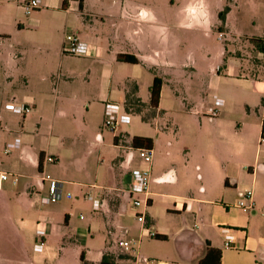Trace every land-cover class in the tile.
<instances>
[{
    "label": "crops",
    "instance_id": "crops-1",
    "mask_svg": "<svg viewBox=\"0 0 264 264\" xmlns=\"http://www.w3.org/2000/svg\"><path fill=\"white\" fill-rule=\"evenodd\" d=\"M26 1L4 0L0 3V19L10 15L14 8L25 14ZM199 1L202 3L197 5L195 0L188 1L182 10L174 4L166 5L167 10H163L157 9V3L147 5L143 0H110L106 17L115 32L121 29L123 38L114 36L115 42L108 47L94 34L99 26L96 14L88 9L91 0H81V8L70 0H40L38 9L25 14L38 16L43 10H51L64 14L69 21L70 13L75 12L76 26L64 27V34H73L88 45V50L84 57L70 58L76 63H66L65 67L60 64L55 73L45 66L30 72L25 68L24 55L20 56L17 76L23 84L19 91L21 103L31 107L29 116L41 119L48 112L56 122L47 129L53 147L47 155L42 150L29 152L30 148L24 144L28 140L25 123L13 132L0 122L3 128L0 150L12 137L21 139L19 148L9 155L0 153V170H9L20 178L17 185L10 181L0 185V264H100L104 255L111 258L112 264H133L136 257L148 259L149 264H198L208 247L220 251V264H264V141L261 139L264 29L259 36L235 35L229 23L232 14L229 10L219 29L221 39L228 36L229 40L213 53L211 67L202 72L192 64L186 73L183 71L186 68L174 59L180 41L169 29L209 28L210 12L205 1ZM100 20L103 24L104 20ZM27 23L35 38L41 40L39 20L33 17ZM65 35L61 36L60 45ZM160 47H171L167 61L161 60L156 49ZM118 54L133 55L139 62L134 65L118 62ZM64 58L67 57L62 55L61 61ZM125 66H133L131 74L119 75L124 73ZM92 73L98 74L94 78L102 84L98 95L86 100L84 92H80L64 98L62 91L71 90L72 82L81 77L78 75L86 74L85 82H88ZM154 77L162 80V86L156 114L145 122L152 129L125 123L118 130L129 141L134 136L152 140L147 206L138 210L131 207L126 192L131 184V171L144 164L132 153L128 154L127 149L124 156H115L112 161L118 173L116 182L99 185L62 176L67 168L64 157L73 155L67 142L73 123H78L80 133L95 129V139L101 141L103 105L115 99L112 98L115 82L123 104L131 84L132 89L136 87L135 96L148 110L149 88ZM167 88L181 100V106L174 112L178 118L174 122L165 104ZM214 96L222 99L223 105L219 115L211 119L206 111ZM65 100L69 101L71 110H62ZM74 109L83 110L81 121L72 120L69 115ZM136 115L142 120V113ZM60 118L63 121L58 123ZM114 136L111 135L113 146L123 150L113 143ZM48 156L55 159V165L45 162ZM21 168L31 172H18ZM79 169L68 172L78 174L85 170ZM43 172L59 182L63 198L71 199L64 190H74L75 198L59 205L42 204ZM245 190L253 193L254 206L250 213L234 206ZM86 193L100 200V208L86 217L80 215L82 218L79 216L75 223L81 202L91 203L84 198ZM127 209L132 222L123 228ZM139 212L144 213V224L135 217ZM144 229L152 230L155 235L149 236ZM224 229L233 237L232 248L223 247ZM38 230L43 231L42 236L37 234ZM119 231L123 235H136L128 239L133 248L125 253L126 259L117 256L122 250L113 248L114 242L110 240ZM39 241L43 247L36 250ZM96 242L102 244L96 247ZM145 249L149 252L147 256L143 255Z\"/></svg>",
    "mask_w": 264,
    "mask_h": 264
},
{
    "label": "rangeland",
    "instance_id": "rangeland-1",
    "mask_svg": "<svg viewBox=\"0 0 264 264\" xmlns=\"http://www.w3.org/2000/svg\"><path fill=\"white\" fill-rule=\"evenodd\" d=\"M130 1L136 2L137 0ZM188 1L194 0H143V2L147 5H154V3H157L159 6L157 9L162 7L163 10H167L166 5L171 6L172 4L178 6L179 10H182L185 8ZM204 1L207 9L210 12L209 28L198 29L196 27H179L177 29H169L170 33L172 32L173 35L175 34V36L180 41V48L174 59L177 64L180 63L182 67L186 68L183 69V71L186 73L189 71L188 67H190L192 64H196L200 70H202V72L207 71L211 67L213 53L218 48H222L224 43L229 40L228 36H223V40L219 39V29L223 27V24L218 17L219 13L224 11L225 14H227L229 10L231 11L232 14L230 15L229 23L235 32L234 34L237 36L244 34H251L250 36H259L262 34L264 29V0ZM200 3L202 2L199 0H195L194 2L195 5ZM109 5L110 0H91L90 5L88 4V9L97 16L96 21L99 28L94 32V34H97L100 38H102V45H105V47L106 45L108 47L109 43L111 44L115 42L116 39L114 36L118 37V39L123 38L121 29L115 32L112 27L111 20L106 17L109 13ZM12 11L13 12L10 13V15L0 19V122L1 125H4L13 132L17 131L20 128V125L25 123V132L28 135V140H26L24 144L30 148L29 152L32 154L33 152L42 150L47 155L53 151V147L51 145L52 140L47 129L50 127V125H54L52 123L56 122V119L51 114L46 112L43 114L41 119L33 116L31 117L29 116L30 114H28L25 116L26 121L24 122L23 117L10 112L7 109V105L10 103L23 105L20 99L22 94L19 92L23 85L22 79L17 76V69L18 64H20L21 54H23L25 58V68L30 72L36 71L38 67L45 66L48 71L55 73L60 64L62 67H65L66 63H76V60H71L70 58L78 57L62 54L64 37L62 44L60 45L61 36L65 35L64 27L76 26L74 25L76 13H70L69 21H67V18L64 14L52 12L51 10H43L38 16H35L34 13H32L30 16H26L19 9L15 8L12 9ZM33 17L39 20L41 40H37L35 38L36 35L31 31V29L27 27V19ZM100 19L104 20L103 24H101L102 22ZM171 19V17H168V21H171ZM180 22H182V18H180ZM169 37H171V34H169ZM165 43L168 44V42ZM160 48L156 49H158L160 52L161 60L167 61L171 54V47H163L161 48L162 50ZM62 55L63 57L65 56L67 58H64L61 61ZM19 67H22V65ZM125 67L126 70H124V73L120 72L119 75L124 76L125 73L131 74L133 66ZM97 75L98 74L92 73L90 75L91 78L88 79V82H85V77H87L86 74L78 75L81 77L75 79L72 82L70 87L71 90L62 91V93L65 95L64 98L68 99L71 96V93L79 94L80 92H84V99L86 100H88L89 97H93L94 94L98 95V93H100L102 90V84L98 79L94 78ZM117 86L118 82H115L116 92H114V95L112 96V98H115L113 102L119 104L120 107H123L125 103L123 104V101L119 99L120 92H117ZM131 89L132 85L129 84V90ZM195 90L196 88L194 87L192 93H194ZM166 93L167 96L165 97V104L169 109L168 115L172 120L171 122H174L177 118V115L174 112L178 110L179 106H181L180 96H176L168 88ZM85 95H87V97H85ZM141 109L143 110V116H149L150 110H146L144 108ZM62 110H71L68 100L64 101ZM81 110L74 109V111L69 114L72 117V120L77 119L78 121H81L84 116V112ZM128 116V125H134L136 128H147L148 130L152 129L150 125H145L146 121L141 120L140 116L138 117L136 114H129ZM62 121L63 119L60 118L58 123H61ZM95 134V129L80 133L78 130V123H73L72 132L70 133L71 136L67 141L69 142L68 144L70 145V149L73 151V155L71 157L69 156V158L64 157L67 168L62 172V176L73 181L84 183L96 182V184L99 185L107 184L108 182H111V180L116 182V176L118 173L112 166V161L116 158L115 156H124V151H126V148H121L123 150H120L114 147L112 144L111 135L115 134L114 137H118V142L116 144L118 147L129 144L130 141L125 135L119 134V131L112 133L110 130L106 129L103 125V121L101 124V129H99L101 141H97L96 139L98 138L95 139ZM13 139L14 138L12 137L9 141H12ZM129 153H132L134 158L138 160L139 157L136 149L128 151V154ZM49 165L55 164L53 163ZM79 168H81V170H85L77 172L78 174H71V172H68L69 169L76 172V170ZM3 170H5V172H9V170ZM19 171L23 173L31 172L30 169L22 168L19 169L18 172ZM19 182L20 178L15 185H17ZM73 191L74 190H70L68 192L64 190V193H68L71 196L70 200L62 197L58 202H56L57 204L47 203L46 205H59L64 201H72L76 196V192ZM96 193H101V190H96ZM78 207V211L76 212L74 218L75 223H78V217L80 215L86 217L88 213H92L93 211L92 204L87 201L81 202V205ZM127 213L128 216L125 215V218L122 221V225L124 226L123 228H127L128 224L132 222V214L129 212V210ZM134 236L136 235L132 233L129 235H123L119 231L110 238V240L114 242L112 247L122 250V252H117V256L120 259H126L127 254L125 253L128 252H124L123 248L118 246V241L128 240ZM101 244L102 243L100 242L95 243L96 247L100 246ZM148 253L149 252L147 249H145L143 255L147 256Z\"/></svg>",
    "mask_w": 264,
    "mask_h": 264
},
{
    "label": "built area",
    "instance_id": "built-area-1",
    "mask_svg": "<svg viewBox=\"0 0 264 264\" xmlns=\"http://www.w3.org/2000/svg\"><path fill=\"white\" fill-rule=\"evenodd\" d=\"M4 0H0L2 3ZM71 2L78 3V0H70ZM40 6V0H27L23 4V9L26 15H29L32 11L38 9ZM222 34L219 33V39H221ZM88 45L80 41L76 36L71 33H67L64 37V44L62 47V53L64 55H72L75 57H84L87 54ZM223 105V100L214 96L212 104L207 108L206 114L208 117L214 118L219 115L220 107ZM7 109L14 114L25 117L31 112V107L27 105H18L16 103H10L7 105ZM129 113L125 111L123 107L114 102H105L103 105V125L106 129L110 130L112 133H116L122 124L129 121ZM2 127L0 126V133L2 132ZM129 144L120 146L121 148H126L131 151L133 148L128 146ZM20 146V141L18 138L13 139L11 142H7L3 145L0 153L3 156L9 155L12 151L18 149ZM140 161L144 164L141 168H136L131 171V184L127 188L126 192L130 199L131 207L134 210H138L141 207H146L148 202L149 193V182H150V166L153 160L152 149L138 148L136 149ZM45 162L54 163L55 159L53 157H46ZM41 183L44 184L45 193L40 197L42 204L56 203L58 202L63 194L60 188L59 182L54 179L48 173H42L40 176ZM10 181L12 184H16L18 181V176L9 172L0 170V185L1 182ZM68 196V194H66ZM84 198L91 202L93 211H98L100 208V200L91 195V193H86ZM235 207L241 209L244 212L250 213L253 209V193L251 190H245L240 193ZM138 222L144 224L145 216L143 212H139L135 215ZM82 218V217H81ZM148 235L153 237L155 233L152 230H147ZM224 248H232L233 237L228 233L227 229L223 230ZM37 234L42 236L43 231L38 230ZM119 247L123 248L124 251L132 250V242L129 240L119 241ZM43 247V242L39 241L35 244V249L40 250ZM133 264H149V260L145 258H135Z\"/></svg>",
    "mask_w": 264,
    "mask_h": 264
},
{
    "label": "trees",
    "instance_id": "trees-1",
    "mask_svg": "<svg viewBox=\"0 0 264 264\" xmlns=\"http://www.w3.org/2000/svg\"><path fill=\"white\" fill-rule=\"evenodd\" d=\"M78 5L81 8V0H78ZM218 17L219 20L223 23L225 19V12L223 11L219 13ZM116 60L121 63L133 64V65L139 62L135 56L128 54H118L116 56ZM161 86H162V80L158 77H154L153 82L149 88V104H148L149 107L148 110H150L149 116L155 115L156 113V109L159 103ZM135 92H136V87L131 89L130 92H127L125 96L124 109L129 114H141L143 111L141 108H145V104H143L141 100L135 96ZM149 116L146 117L142 116V120L146 121ZM261 139L264 141V114H263L262 127H261ZM117 142H118V137H114L113 143L116 145ZM128 146H130L133 149H138V148L152 149V140L146 137L134 136L130 139V143ZM155 238H161V237L156 236ZM80 259L81 261H83L82 256ZM100 264H112L111 258L104 255L101 259ZM198 264H220V251L208 247L205 256L199 261Z\"/></svg>",
    "mask_w": 264,
    "mask_h": 264
}]
</instances>
